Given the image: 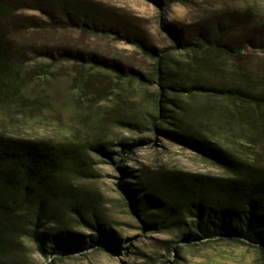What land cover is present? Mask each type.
Listing matches in <instances>:
<instances>
[{
    "label": "rangeland",
    "instance_id": "obj_1",
    "mask_svg": "<svg viewBox=\"0 0 264 264\" xmlns=\"http://www.w3.org/2000/svg\"><path fill=\"white\" fill-rule=\"evenodd\" d=\"M0 4L9 5L7 19L19 24L8 40L16 49L14 62L23 72H34L26 94L38 101L0 108V134L81 148L90 163V177L81 186L120 243L118 250L93 244L61 259L44 258L35 242L23 235L21 222L0 236L1 264H264L255 247L221 240L186 243L176 230L146 228L119 187L121 182L131 187L137 176L153 173L225 175L210 159L156 131L151 124V115H158L150 102L154 87L140 85L126 74L151 73L153 60L137 42L159 52L178 51L186 61L189 52L183 46L200 37L241 48L236 60L257 70L264 63L260 48L264 0H0ZM245 44L251 45L244 48ZM64 49L80 52L86 68L101 65L109 72L93 86L86 85L74 76L73 61H57ZM117 70L123 71L122 79ZM192 77L193 73L175 80L186 87ZM177 82L169 84L166 98L168 115L175 118L159 116L158 125L178 123L239 159L264 162V110L253 107V112L224 97L181 94ZM69 221L77 236L87 240L95 235L85 224Z\"/></svg>",
    "mask_w": 264,
    "mask_h": 264
},
{
    "label": "trees",
    "instance_id": "obj_2",
    "mask_svg": "<svg viewBox=\"0 0 264 264\" xmlns=\"http://www.w3.org/2000/svg\"><path fill=\"white\" fill-rule=\"evenodd\" d=\"M9 14V5L0 4V108H11L22 100L38 102L35 96L26 94L33 70L23 72L22 66L14 62L16 49L8 37L19 24L10 22ZM137 46L153 60L151 73L144 76L131 71L126 75L140 85L154 87L150 102L158 115H151L153 127L210 159L225 175L172 171L137 176L131 187L129 183L119 184L127 206L154 232L176 230L186 243L221 240L243 244L255 247L264 258V162L239 159L218 142L178 123H171V127L157 123L159 116L175 118L168 115L169 84L177 82L176 77L184 80L191 73L195 76L191 86L177 82L181 94L224 97L253 112V107L264 110V63L255 70L236 60L241 48L231 49L202 37L183 46L189 52L186 61L175 50L159 52L140 42ZM260 48L264 49V38ZM57 58L73 61L74 76L86 85L93 86L109 72L101 65L86 68L82 54L71 49L62 50ZM122 73L115 72L119 79L123 78ZM201 75L206 79L199 80ZM261 135L264 145L263 122ZM89 172L90 163L82 149L71 143L53 145L0 134V236L22 222L23 235L35 242L44 258L61 259L66 253L93 244L118 250V237L97 215L81 186L80 182L90 177ZM69 219L76 220L77 225L85 224L95 235L87 240L77 236L69 227ZM170 248L168 245V252Z\"/></svg>",
    "mask_w": 264,
    "mask_h": 264
}]
</instances>
